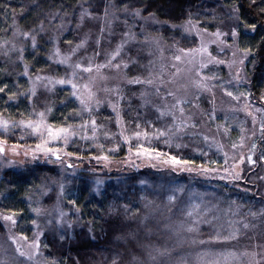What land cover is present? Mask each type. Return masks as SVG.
I'll use <instances>...</instances> for the list:
<instances>
[{
  "label": "trees",
  "instance_id": "trees-1",
  "mask_svg": "<svg viewBox=\"0 0 264 264\" xmlns=\"http://www.w3.org/2000/svg\"><path fill=\"white\" fill-rule=\"evenodd\" d=\"M233 6L239 9L238 44L248 55L244 66L248 85L242 90L248 103L261 110L264 126V0H0V87L7 86L0 93V119L9 123L7 130L0 128V142L32 146L33 132L20 122L36 121L41 112L48 126L69 134L60 159L47 157L52 163L26 164L20 170L0 172V214L16 213L14 231L23 239L31 241L39 234V264H111L116 254L119 264H216L224 262L220 249L237 242L233 239L234 222L238 225V221L251 218V225L258 227L255 237L264 240V217L249 214L264 208V184L260 191L256 178L249 177L241 183L242 189H233L220 180L211 184L191 176L193 171L171 170L136 156L139 150L149 149L146 154L192 161L187 167L221 165L219 153L200 136L179 135L172 117L161 116L147 102L150 91L142 82L130 81L148 75L156 53L149 40H158L166 56L172 48L193 49L197 39L185 34L180 25L191 18L199 28L214 30L229 20L228 11ZM84 8L92 15L81 22ZM136 9L142 10V18L132 15ZM252 24L255 30L249 27ZM23 32L36 36V48L30 39H24ZM125 33L135 40L119 55L129 62L128 83L116 105L87 110L66 87L49 89L37 84L36 95L31 94L37 77L42 78L39 82L58 81L75 74L71 66L57 62V57L70 56L72 61L85 63L87 56H93L98 62L119 47L128 36ZM57 49L59 55L55 54ZM25 65L27 76L23 74ZM199 100L208 108L205 97ZM64 156L82 165L84 172L69 177L66 173L71 167L62 163L59 169L56 165ZM253 157L257 162L264 160L262 130L255 138ZM94 159L129 162L113 166L117 169L110 174L95 175L87 172L86 165ZM95 177L103 179L96 190ZM61 183L63 194L59 193ZM170 196L175 199L170 201ZM37 207L39 215L33 212ZM231 207L242 209L244 215L229 226L224 223L231 217L229 213L216 212ZM57 209L66 215L60 217ZM188 211H193V216H187ZM189 227L196 230L189 232ZM5 234L0 221V244ZM156 249H167L170 254L152 261L149 253L155 254ZM231 249L224 251L229 255ZM9 263L25 264L21 259H10Z\"/></svg>",
  "mask_w": 264,
  "mask_h": 264
},
{
  "label": "rangeland",
  "instance_id": "rangeland-1",
  "mask_svg": "<svg viewBox=\"0 0 264 264\" xmlns=\"http://www.w3.org/2000/svg\"><path fill=\"white\" fill-rule=\"evenodd\" d=\"M234 9L237 8L233 6L228 11L229 20L222 22L214 30L201 29L195 23H193L195 29L191 32H185L182 28L185 34L197 39V45L193 49L180 51L172 48L166 56L162 50L163 45L155 43L156 39L149 40L151 49L153 48L156 53L150 63L148 75L141 80L145 88L150 91L147 96L150 94L151 98L150 100L148 98L149 101L147 102L157 111L159 110V113L162 111L170 115L172 119L175 116L173 121L179 135L200 136L210 149L220 154L221 165L217 168L216 166L209 167L207 168L209 171L204 172L200 168L187 167V165H173L170 158H165L160 154H146L147 152L144 150L136 152V156H139L138 159L142 162L162 163L171 170L178 171L190 168L193 171L191 176L207 179L211 184L220 180L223 185L226 184L233 189H242L241 183L248 181L249 177H254L260 182L261 191V185L264 184V160L260 159L259 162L255 160L252 146L262 129V112L258 107L248 103L247 95L242 90L248 85V79L244 73L248 55L240 49L238 44V14L233 11ZM233 28L238 32L235 39L231 36ZM217 31L222 33L219 38L214 35ZM134 40V36L128 35L119 45L120 53L125 45L134 42ZM202 47H205L207 51H203ZM112 53L98 62L94 61L93 56H87L89 60L85 63L79 59L72 61L71 57L68 56L70 59L64 64L71 66L73 71L75 70V74H70V79L65 81L75 83L77 85L75 90L71 83H49V81L55 82L51 79L44 82L37 80L35 90L38 88L37 84L49 89L66 87L70 90L72 97L83 107L84 105L80 103V99L77 97H86L90 92L92 101L87 110L116 105L120 100L122 87L128 83L126 73L129 62L121 59L120 53L113 59ZM176 56H179L180 59L177 60ZM62 59L63 57H57L56 61L60 63ZM241 59H243V64L240 63ZM218 61H222V63ZM76 64H80L81 67L77 68ZM117 64L119 67H116ZM87 67H91L92 71L83 70ZM80 72L83 73V76H79ZM148 80H151L152 83L148 84ZM84 85H87L88 88L85 89ZM74 91L76 95H73ZM227 92H232L237 99L228 96ZM202 97L206 98L205 102L208 108L201 104L199 99ZM181 109H183V113H181ZM40 119L38 116L37 120L33 122H39ZM24 123L27 124L28 122ZM22 127L24 126L22 125ZM48 127L50 126L47 125L44 117V124L39 131L34 132L31 128L35 139L32 146L15 144L8 146L0 143V146L5 149L3 153H0V172L2 173L7 169L20 170L26 164L52 163L47 157L59 156L60 159L63 154L62 146L69 134L65 131L60 133L58 138H53L46 131ZM52 130L55 132L59 129L52 128ZM47 149L53 151L49 152ZM249 156L252 157L251 162L248 159ZM126 162L129 160L115 163L104 159H94L86 162L87 167H89L87 172L95 175L110 174L117 169L113 166ZM62 163L69 167L70 163L73 162L69 157L64 156L63 161L56 164L59 169ZM72 165L66 173L69 177H75L79 172H84L82 165L75 163ZM107 166L109 167L107 168ZM246 169H248V175L244 177ZM185 171L188 172V170ZM253 171H255L256 176L252 173ZM237 174H239L238 177ZM98 181L99 184H97ZM93 182L94 190H96L103 184V179L95 177ZM61 184L59 185V193H61ZM216 184H220V182ZM62 185L64 189V184ZM66 185L68 187L70 184ZM261 192L264 195V186ZM222 212L229 213L231 216L226 219V222L224 220L225 225L229 226L238 216L244 215L242 209L238 211L235 207L216 213ZM4 216L0 214V221H2L6 232L4 243L0 244V260L4 261L5 264H10V259L13 262L21 259L25 264H39V250L31 260L20 257L16 252L17 247L27 254L36 252L34 242L38 240L39 234L31 241L23 239L15 233L14 225L3 219ZM251 219L243 221L249 224L248 228H244L242 223L240 225L239 221L238 225L234 222L232 229L236 234L233 239L237 242L225 246L228 249L232 247V253L229 255H227V251H224L228 249H220L221 252L225 253H221L224 262L215 261L216 264L264 262V240H258L255 237L258 227L257 224L251 225ZM36 230L39 232L38 226H36Z\"/></svg>",
  "mask_w": 264,
  "mask_h": 264
},
{
  "label": "snow or ice",
  "instance_id": "snow-or-ice-1",
  "mask_svg": "<svg viewBox=\"0 0 264 264\" xmlns=\"http://www.w3.org/2000/svg\"><path fill=\"white\" fill-rule=\"evenodd\" d=\"M253 3H255V0H253ZM125 10L127 11V7L125 8ZM233 11L238 12L239 9L237 8V9H234ZM262 11H264V10H262ZM91 15H92V13H90V12L88 11L87 8H84V9L81 11V13H80V20H81V22L84 20L85 17H91ZM105 15H107V9H105ZM132 15H133L134 17H136V18H142V10H141V9H136V10L133 11ZM149 15H154V14L150 13ZM54 18H55V17H53V19H54ZM154 22H158V21H154ZM165 23H166V22H165ZM78 26H79V25H78ZM41 27H42V25H41ZM173 27H175V25H173ZM180 27H182V28L184 29L185 32H191L192 30L195 29V25L192 23L191 18H189V19L186 21V23H185L184 25H180ZM249 27H251L253 30H255L256 25H255V24H252V25H249ZM102 30H103V29H102ZM197 34H199V33H197ZM21 35L24 37L25 40L30 39L31 42H32V47H33V48H36V36H35V35H31L29 32H23V33H21ZM125 35H129V33H125ZM214 35H216V36L219 38V37L222 35V33H220L219 31H217ZM237 35H238V32L236 31L235 28H233V29L231 30V36H232V38L235 39V38L237 37ZM144 39H145V41H147L148 37H145ZM154 42H155V43H159L158 40H155ZM68 43H71V42L68 41ZM82 46H83V42H82L81 44H78V45H77V49L80 48V47H82ZM121 46H122V45H121ZM13 47H14V46H13ZM202 50H203V51H207V49H206L205 47H202ZM20 51H21V58H23V49H20ZM72 51H73V54H74L75 51H76V49H73ZM180 51H185V50H184V49H181ZM245 52H247V50H245ZM119 53H120V47H117V48L115 49V51L111 54V55H112V58L115 59V57H116L117 55H119ZM55 54H56V55H59V50H58V49L56 50V53H55ZM175 58H176L177 60L180 59L179 56H176ZM69 59H70V57H64V58L60 61V63H62V64L67 63V61H68ZM218 62H219V63H222V61H218ZM240 63L243 64V59L240 60ZM76 67H77V68H80L81 65H80V64H76ZM116 67H119V65L117 64ZM83 70L86 71V72H91V71H92L91 67L84 68ZM23 74H24L25 76L28 75L27 65H25V70H24V73H23ZM237 75H239V73H237ZM41 79H42L41 77H37V80H41ZM130 82L141 83V82H143V81H141V80H139L138 78H136L134 81H130ZM49 83H59V84L71 83V86H72V88H73L74 90L77 88V85H76L75 83H72L71 81H65L64 79H60V80L55 81V82H53V81H49ZM147 83H148V84H151L152 81H151V80H148ZM6 87H7L6 85H5V87H0V93H3V92L5 91V88H6ZM84 87H85V89L88 88L87 85H84ZM30 91H31V94H32L33 96L36 95V92H35V82H33V88L30 89ZM14 95H15V93H13L12 95H9V100H12ZM73 95H76V92H75V91L73 92ZM142 95H143V93H142ZM169 95H171V93H169ZM227 95H228V96H233V93H232V92H227ZM77 98L80 99V103H81L82 105H84V107H85L86 109H88V105H89V104L91 103V101H92V94L89 92V94H88L86 97H79V96H78ZM233 99H237V97L233 96ZM97 103H98V102H97ZM178 103H179V102H178ZM49 111H51V109H49ZM158 111H159V110H158ZM180 111H181V113H183V109H181ZM44 115H45V114H44L43 112L39 113V116H40V118H41L39 122H32V121H29L27 124H25L24 121H21L20 124L23 125L24 127L32 128V130H33L34 132H35V131H39V129H40V128L43 126V124H44ZM160 115L163 116V115H165V113L161 111V112H160ZM173 120H175V116H173ZM93 123H95V122L93 121ZM8 127H9V123H8V121L3 120V119H0V128H3L4 130H7ZM261 130L264 131V126H262V129H261ZM46 131L48 132V135H49V136H51V137H53V138H58L59 135H60V133H63V132H65L66 130H65V129H59L58 131H55V132H54V131L52 130L51 127H48V128H46ZM169 131H171V129H169ZM139 135H140V133H137V136H139ZM160 135H164V133L161 132ZM0 143H2V142H0ZM38 147H39V145H38ZM252 147H253V149H254V148H255V144H253ZM4 151H5V149H4L2 146H0V153H3ZM47 151L52 152L53 150H52V149H47ZM144 151L147 152V151H150V150H149V149H144ZM53 154H55V153H53ZM138 154H139V153H138ZM57 159H59V156H57ZM170 159H171V162L173 163V165H188V164H190V163H193V162L190 161V160H182V159L177 158L176 156H171ZM248 159H249V161L251 162L252 157L249 156ZM165 162H167V161H165ZM69 167H71V165H69ZM201 167H202V170H203L204 172H208V171H209V169H207V168H203V166H201ZM181 170L192 171V169H190V168H189V169H181ZM238 175H239V174H237V177H238ZM99 183H100V182L98 181L97 184H99ZM60 189H61V194H63V185H62V184H61V186H60ZM174 199H175V197H172V196L169 197V200H170V201H172V200H174ZM57 211H58V215H59L60 217H63L64 215H66L62 210L57 209ZM125 211H126V212H129L130 209H129L127 206H125ZM193 211H195V209H193ZM193 211H188V212H187V216H189V217L193 216ZM33 212H35L37 215H39V214L41 213V209L38 208V207H37V208H34V209H33ZM249 214H250L251 216H253V217H255V216H257V215H260V216L264 217V208H262V209L259 211V213H257L256 211H251V210H250V213H249ZM15 215H16V213H13V215H10V216H4L3 219H4L5 221H10L12 225H16L17 221H16V219L14 218ZM57 222L59 223L60 221L58 220ZM32 223L35 225V224H36V221L33 220ZM195 223H198V222L194 221V224H195ZM240 223H242V226H243L244 228H248V227H249V224H248V223H244L243 221H241ZM68 226L71 227V224H69ZM187 230H188L189 232H191V231H194V230H196V229H195L194 227H189ZM37 235H38V234H37ZM13 243H15V241H13ZM201 243H203V241H201ZM34 247H35V249H36L37 251H36V252H33V253H31V254H27V253H25L24 251H21V249H20L19 247L16 248V252L18 253V255H19L20 257H26L28 260H31L32 257H33V255H36L37 252H38V250H39L40 245H39L38 240L34 242ZM154 251H155V254H153V253H151V252L149 253V257H150V259H151L152 261H156V260H157V257H163V256H165L166 254H170V253L168 252L167 249H163V250H161V249H156V250H154ZM119 260H120L119 254H116V255L113 257V259H112V261H111V264H119ZM0 264H5V262L2 261V260H0Z\"/></svg>",
  "mask_w": 264,
  "mask_h": 264
},
{
  "label": "water",
  "instance_id": "water-1",
  "mask_svg": "<svg viewBox=\"0 0 264 264\" xmlns=\"http://www.w3.org/2000/svg\"><path fill=\"white\" fill-rule=\"evenodd\" d=\"M56 157V156H55Z\"/></svg>",
  "mask_w": 264,
  "mask_h": 264
}]
</instances>
